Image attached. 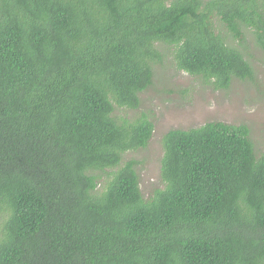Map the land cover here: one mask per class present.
<instances>
[{
  "label": "trees",
  "instance_id": "16d2710c",
  "mask_svg": "<svg viewBox=\"0 0 264 264\" xmlns=\"http://www.w3.org/2000/svg\"><path fill=\"white\" fill-rule=\"evenodd\" d=\"M251 49L264 0H0V264H264L250 128L169 130L145 197L126 156L154 122L116 112L142 110L168 56L228 89Z\"/></svg>",
  "mask_w": 264,
  "mask_h": 264
},
{
  "label": "rangeland",
  "instance_id": "374dc122",
  "mask_svg": "<svg viewBox=\"0 0 264 264\" xmlns=\"http://www.w3.org/2000/svg\"><path fill=\"white\" fill-rule=\"evenodd\" d=\"M252 39L254 35L249 34L247 40ZM250 54L254 77L235 78L228 89L215 88L201 77L179 70L168 56L157 67L153 86L141 95L142 110L116 111L131 119L146 112L154 122L148 145L126 156L137 161L140 187L145 197L161 186L162 139L171 129H190L209 122L245 124L250 128L256 149L264 150V50L251 49Z\"/></svg>",
  "mask_w": 264,
  "mask_h": 264
}]
</instances>
